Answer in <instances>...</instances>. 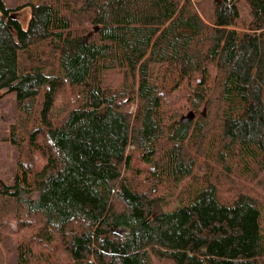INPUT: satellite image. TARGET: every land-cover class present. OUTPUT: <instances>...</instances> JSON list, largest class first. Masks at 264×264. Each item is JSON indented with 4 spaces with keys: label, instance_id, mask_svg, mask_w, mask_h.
Returning a JSON list of instances; mask_svg holds the SVG:
<instances>
[{
    "label": "trees",
    "instance_id": "trees-1",
    "mask_svg": "<svg viewBox=\"0 0 264 264\" xmlns=\"http://www.w3.org/2000/svg\"><path fill=\"white\" fill-rule=\"evenodd\" d=\"M9 1L16 264H264V0Z\"/></svg>",
    "mask_w": 264,
    "mask_h": 264
},
{
    "label": "rangeland",
    "instance_id": "rangeland-1",
    "mask_svg": "<svg viewBox=\"0 0 264 264\" xmlns=\"http://www.w3.org/2000/svg\"><path fill=\"white\" fill-rule=\"evenodd\" d=\"M22 2L23 0H10L9 5L16 8ZM15 12L20 14V19L23 18L22 10ZM121 82L122 77L120 75H116L111 78V83L115 86L120 85ZM132 108L135 109L134 106ZM190 112L195 114L193 119L187 117ZM196 116L197 115L194 111H189L184 115V117H186L184 122L189 124L196 118ZM18 117L19 110L16 104L15 96L6 95L0 100V178L8 181L9 183L13 182L16 173V166H18L19 161L34 162L37 159L36 154H33L34 152H32L27 146L24 145L23 150H21L11 141L12 127L14 125L18 128L17 131L19 132V138L24 137L25 130L20 126ZM1 230L3 229L0 226V231ZM28 238L29 237L26 232H20L14 235V233L10 234L8 232L1 231L0 264H16L17 247Z\"/></svg>",
    "mask_w": 264,
    "mask_h": 264
},
{
    "label": "water",
    "instance_id": "water-1",
    "mask_svg": "<svg viewBox=\"0 0 264 264\" xmlns=\"http://www.w3.org/2000/svg\"><path fill=\"white\" fill-rule=\"evenodd\" d=\"M187 117L190 118V119H193L195 117V114L193 112H190ZM185 118L186 117H184V119Z\"/></svg>",
    "mask_w": 264,
    "mask_h": 264
}]
</instances>
